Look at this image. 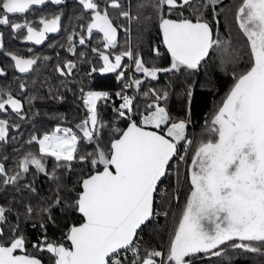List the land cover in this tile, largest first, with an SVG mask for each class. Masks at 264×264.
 Returning <instances> with one entry per match:
<instances>
[{
    "label": "snow or ice",
    "instance_id": "1",
    "mask_svg": "<svg viewBox=\"0 0 264 264\" xmlns=\"http://www.w3.org/2000/svg\"><path fill=\"white\" fill-rule=\"evenodd\" d=\"M64 2L0 0V27L10 29L13 40L42 45L49 34L61 31V15L29 19L28 14ZM77 2L83 14L75 19L83 22L61 45L77 59L57 62L54 71L71 82L82 71L79 61L89 65L83 70L89 78L114 74L118 88L85 90L81 83L79 122L31 134L24 144L35 147L21 153L14 167L6 164L9 156L0 154V193L15 186L17 193L28 194L0 204V264H197L225 256L229 249L264 257V0H235L232 5L225 0H151L138 5L135 15L127 0ZM144 7L151 9L149 15L140 11ZM229 15L230 29L243 39V48L231 30L221 32V18ZM141 18L143 31L149 36L156 32L159 43L145 41L141 33L133 44L131 23ZM94 39L88 52L77 51V44L87 48ZM0 54L21 76L35 72L38 61L52 59L10 50L3 31ZM213 56V71H230L233 84L205 121L208 138L190 139L195 103L190 77ZM244 56L247 63L242 64ZM161 74L175 79L153 86ZM7 76L0 67V78ZM181 77L187 83L174 92ZM14 83L15 89L12 83L0 84V145L15 141L28 118L20 97L28 82L17 76ZM61 86L67 84L62 81ZM174 94L184 100L183 118L169 109ZM49 96L64 100L59 88L54 92L50 86ZM38 98L27 97L28 105ZM181 164L186 166L183 173ZM31 169L52 185L51 194L36 205L31 203L39 195ZM30 174L32 179L21 184ZM171 175L177 186L162 187ZM182 183L188 195L168 240L162 245L145 241L142 233L150 226L152 236L162 235L158 218L169 216ZM58 209L78 213L83 220L66 225L60 240L48 236ZM25 222L41 233L31 243L32 251Z\"/></svg>",
    "mask_w": 264,
    "mask_h": 264
},
{
    "label": "trees",
    "instance_id": "2",
    "mask_svg": "<svg viewBox=\"0 0 264 264\" xmlns=\"http://www.w3.org/2000/svg\"><path fill=\"white\" fill-rule=\"evenodd\" d=\"M150 2L151 0H127L126 6L129 7V9L135 15L137 12L138 5L144 4L145 6H147ZM234 2L235 0H225L226 5H232ZM57 8L59 9L54 10V12L55 14L61 15V31L49 36L48 39L42 45H39L37 48L39 50L38 56H50L52 57V59L47 62L38 61L37 70L33 73L28 74L23 79L24 81L28 82V89L26 93L20 94V97L24 100L25 111L27 112L28 118L25 121L21 122V135H19L15 141H11L8 144L0 145V154L7 155L10 158L6 162L9 168L14 167V162L19 158L21 153L26 152L29 147H35L24 144V141L27 140L31 134L40 135L45 131H50L57 124H60L61 126H74L75 123L79 122V120L83 116V108L79 100V87L81 86V83H83L85 90H88L89 88L93 90H116L118 88V84L114 74L94 73L92 77L89 78L85 75V72L83 71L86 70L89 65L85 63H80L79 61H77V63L79 68L82 69V71H79L75 79L71 82H69L71 78L65 79L59 77V75L55 73L54 65L57 62H62L64 59H77V57H73V55L68 53L66 51V48L61 47V45L66 46L65 37L67 33L73 28L79 30V24L83 22L78 21L75 18H69L67 5L58 6ZM70 9L74 11L75 16L79 13V10L77 8L70 7ZM140 11H142L145 15H149L151 9L148 7H144L140 9ZM113 14L115 15V13ZM85 17L86 21L88 19V15L85 14ZM228 18L231 19V16L229 15L225 19L221 18V32L227 34L231 30L234 37H236L237 39H241L240 37L236 36V31L234 27L230 29ZM144 26L145 21L143 18H141L139 22L133 21L131 23V38L133 44L137 42L141 33H143V39L145 41L151 40L152 43H159V37L157 36L156 32H152L151 36H149L147 32L143 31ZM123 36L124 34L121 33V44H123L125 39V37ZM241 40L242 48L243 39ZM5 45L10 50L13 49L12 44L7 43ZM95 45L96 40L94 39L87 48L84 46L80 47L78 45L77 51L88 52L89 48ZM161 51H164V49L161 48ZM56 53L60 54L59 57H57ZM0 57V60L2 61L3 58L2 56ZM90 59L94 61L95 57H90ZM215 61L216 57L213 56L211 59L208 60L207 64L202 65L200 70L190 77L193 83L195 103L191 109V123L189 124L188 131L192 130L193 133L197 136L200 135L202 129H205V121L209 119L215 107L219 105L220 101L227 94L229 87L233 83V80L230 76V71L226 73L224 70L219 68L213 71V64ZM162 63H164L166 66L167 61H162ZM241 63H247L246 58L244 59L242 57ZM174 79L175 77H173L171 74H161L158 82L151 83L155 87H160L162 85L167 84L170 80ZM32 81H36V84L33 85ZM62 81L67 84V87L61 86ZM186 83L187 81H185L184 78L181 77L177 84L174 85L173 91H182V88L184 85H186ZM50 86L54 90V92L55 89L59 88V93L63 94L64 96V100L62 103L50 98ZM12 87L13 89H15L16 84L12 85ZM68 89H71V91H69ZM33 95L38 96L39 98L34 100L32 105L29 106L27 103V97ZM29 107L31 108V110H29ZM169 109L174 117L183 118L185 114L183 98L179 95L174 94L169 100ZM13 135L16 134L13 133ZM16 149H19V151H16ZM51 167L52 161H49V171L51 170ZM185 170H183V172H185ZM76 171L78 172L79 168H77ZM31 173L35 174V170L31 169ZM32 174L28 175L25 178V181H21V184H23L27 180H31ZM35 175V185L38 189L39 195L36 199H33L31 201L33 205L39 203L41 197L50 195L52 188L51 182L43 174ZM75 179L76 176L72 175V180L74 181ZM169 184L172 185V188H175L177 186L174 175H171L167 179H165L163 187H167ZM169 190L171 191V189ZM188 190V187H186L183 183L180 185L179 200L172 201L170 205L171 211L169 216L166 218H158L157 230L162 235L152 236V228L150 226L149 228L145 229L144 233H142L145 241H150L153 245H162L168 240L169 234L175 225V221H172V219L175 218L177 212L183 208V205L186 201V197L188 195ZM14 195L19 199L21 195L27 198L28 194L17 193L15 191V186H9L6 192L0 193V204H7L8 201H10ZM53 216L56 218V225L49 226L48 236L50 239L60 240L62 232L66 231V225L81 222V217L78 213H65L63 209L54 210ZM13 219L14 214L10 216V220ZM22 227L24 228L25 235L29 240V250L32 251L31 243L37 242L41 233L39 232V230L34 231L31 228V222H25ZM62 242L67 243L66 241ZM48 259V256L44 255V260L47 261ZM197 264H264V257L257 254L241 253L229 249L225 256L214 257L211 260H208L207 258L203 259V261L197 260Z\"/></svg>",
    "mask_w": 264,
    "mask_h": 264
},
{
    "label": "flooded vegetation",
    "instance_id": "3",
    "mask_svg": "<svg viewBox=\"0 0 264 264\" xmlns=\"http://www.w3.org/2000/svg\"><path fill=\"white\" fill-rule=\"evenodd\" d=\"M66 5H67L68 12H69V18H76L77 16H80L81 14H83L82 7L78 4L77 0H65L64 4H62V5H54V4L48 3L41 8H34L28 14V18L29 19L38 18L40 15L50 16L52 14H55L54 10L59 9V8H57L58 6H66ZM70 7L77 8L79 10V13L75 16L74 11L71 10ZM0 31H3L5 33V41L7 43L12 44L13 49H11V50L17 51L19 54L24 55L26 57L29 55H33V54L38 56L39 50L37 48L39 45L25 44V43H21V41L19 39H16V40L11 39L10 29H5V28L2 29L0 27ZM53 34H55V33H53ZM53 34H49L48 37L53 35ZM6 42H5V44H7ZM77 46H78V44H77ZM80 47H82V46H80ZM28 48H32L33 52L29 53L27 51ZM0 56H2V58L4 59V60L2 59V61L0 60V67H4L8 73L7 79L0 78V84L12 83V85H15V83H14L15 77L20 76L21 79L23 80L24 77L28 75V74H26V75L21 76V74L16 73L15 70L11 67V62L4 55L0 54ZM68 57H72V56H68ZM0 59H1V57H0ZM73 60H76V59H73Z\"/></svg>",
    "mask_w": 264,
    "mask_h": 264
},
{
    "label": "rangeland",
    "instance_id": "4",
    "mask_svg": "<svg viewBox=\"0 0 264 264\" xmlns=\"http://www.w3.org/2000/svg\"><path fill=\"white\" fill-rule=\"evenodd\" d=\"M223 18V17H222ZM225 19V18H224ZM226 21V20H225ZM230 21V19L228 18V22ZM228 22H226V23H228ZM240 43L242 44V40L240 39ZM242 48H243V46H242ZM244 59L246 58V60H247V57H243ZM233 84V83H232ZM232 84H231V86H232ZM231 86L229 87V89L231 88ZM229 91V90H228ZM223 99V98H222ZM216 108V107H215ZM215 110V109H214ZM209 119H210V117H209ZM207 133L202 129L201 130V132H200V135H196V134H194L193 133V131L192 130H189L188 131V135H189V138L190 139H194V140H199V139H201V138H204V139H206V138H208V134L206 135ZM191 154V153H190ZM189 163H190V159H189ZM180 167H181V171L183 172V170H185L186 169V166L185 165H183V164H181L180 165ZM173 168H175V162H174V164H173ZM181 210L182 209H180L178 212H177V215L175 216V218H173L172 219V221H175V224L178 222V219H179V214H180V212H181ZM170 219H171V217H170Z\"/></svg>",
    "mask_w": 264,
    "mask_h": 264
},
{
    "label": "water",
    "instance_id": "5",
    "mask_svg": "<svg viewBox=\"0 0 264 264\" xmlns=\"http://www.w3.org/2000/svg\"><path fill=\"white\" fill-rule=\"evenodd\" d=\"M80 215V214H79ZM81 217V216H80ZM83 222V220H82V217H81V222L80 223H82Z\"/></svg>",
    "mask_w": 264,
    "mask_h": 264
},
{
    "label": "built area",
    "instance_id": "6",
    "mask_svg": "<svg viewBox=\"0 0 264 264\" xmlns=\"http://www.w3.org/2000/svg\"><path fill=\"white\" fill-rule=\"evenodd\" d=\"M164 185H162V187H163Z\"/></svg>",
    "mask_w": 264,
    "mask_h": 264
}]
</instances>
